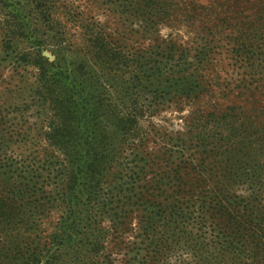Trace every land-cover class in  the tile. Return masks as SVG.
Returning <instances> with one entry per match:
<instances>
[{"label":"trees","instance_id":"obj_1","mask_svg":"<svg viewBox=\"0 0 264 264\" xmlns=\"http://www.w3.org/2000/svg\"><path fill=\"white\" fill-rule=\"evenodd\" d=\"M25 1L40 9L34 13L37 36L50 30L53 39H60L62 56L49 64L39 48L31 52L30 60L22 61L37 68L29 93L17 98L8 90L0 97V264H98L110 231L126 223L131 212H143L138 230L142 241L150 237L166 212L159 199L170 187L176 189L172 199L178 206L173 203L176 212L169 223L175 220L178 243L182 240L188 251L182 264H264V73L253 62L251 71L244 66L254 59L246 36L257 25L235 6L243 0H145V5L123 0L130 8L212 6L209 1L235 6L226 11L241 20L226 51L234 45L230 61L235 66L229 67L238 68L232 76L236 88H224L228 106L223 116L214 108L208 131L197 106L222 81L219 74L190 71V48L174 55L178 49L173 47L175 53L167 57L150 52L145 103L122 107L106 92L84 86L93 79L87 78L88 67L95 71L98 60L111 63L117 54L110 56L101 38L91 34L80 57L66 46L65 31L46 10L52 0ZM218 15L231 25L228 14ZM25 32L8 29L9 37ZM209 53L200 50L197 60L208 63ZM65 57L75 58L77 67H65ZM171 91L177 101L196 106L186 136H191L193 154L157 173L151 188L136 193L144 168L128 161L133 157L137 163L135 150L145 135L141 122ZM180 198L199 207L179 213ZM168 242H151L142 264H170Z\"/></svg>","mask_w":264,"mask_h":264},{"label":"rangeland","instance_id":"obj_2","mask_svg":"<svg viewBox=\"0 0 264 264\" xmlns=\"http://www.w3.org/2000/svg\"><path fill=\"white\" fill-rule=\"evenodd\" d=\"M141 4L145 5L146 1L141 0ZM210 4L212 6L197 7L151 4L148 7L130 8L123 0H52L50 9L46 10H49L51 17L55 19L53 22L58 23L65 31L66 46L78 50L80 57H84L87 51L82 47L91 34L101 38L106 49L111 50L110 56L117 54L111 63L105 64L103 60H98L95 71L88 67L87 78L91 76L93 79L90 78L84 86L86 90L97 94L106 92L107 96L110 95L113 101L122 107L145 103L142 95L145 92V71L149 67L146 60L150 52L158 50L162 52L163 57H167L175 52L174 55L182 53L180 48H190L188 53L191 63L194 64L190 71L199 68L200 72L219 74L222 81L220 88H210L215 92L209 91L202 95L199 100L201 106H197L201 114L199 120L204 119L205 126L209 123V128H206L208 131L213 127L211 113L214 108L223 116L228 106L229 100L224 95V88H236V83H232V76L238 73V68L231 71L229 67L230 63L235 66V62L230 61L234 45L231 46V52L226 50L230 48V38L236 33L241 18L233 12L227 13L226 10L237 6L241 11H245L247 22L257 25L255 29L249 30L246 37L253 46L251 54L254 59H251L250 63L257 64L258 72L264 73V62H259V59L264 60V0H243L241 5L235 6H225L218 1H209L208 5ZM38 11L40 9H32L25 0L0 2V97L8 90L17 98L21 94L29 93L37 68L22 61L30 60L28 55L31 52L39 48V52L48 58L49 64L62 56L57 51L59 38L53 39L48 29L38 34L39 36L33 30L34 13ZM220 12L228 14L231 25L218 19ZM227 25L231 27L226 29ZM19 27L27 32L23 36L15 34L9 37L8 29L20 30ZM173 47L178 50L171 52ZM204 49L210 53L208 63L203 65L202 61L197 60V56L199 51ZM176 58L173 57V60ZM74 60L75 58L71 57L61 62L65 67L68 66L69 70H73L77 67ZM82 61L83 58L80 62ZM250 63L244 62V66H249V71L253 65ZM167 69H170V66ZM229 71L230 73H227ZM174 93L171 91L152 112L144 114L141 125L145 135L144 141L139 143L138 149L135 150L137 163L133 162V157L128 161L129 164L136 165L138 170L144 168L136 193L151 188L157 173L166 171L169 165H175L181 158L189 160L193 154L191 136H186L189 134L193 117H197L192 112V108L196 106L192 107L185 100L177 101ZM172 97L174 98L171 99ZM215 101H220L223 105L216 104ZM175 190L172 187L165 188L163 199H159L166 206V212L161 213V220L158 221L160 218H157L156 230L149 238L142 241L138 230L144 218L143 212H131L127 215L126 223L110 231L107 249L99 258L98 264H142L150 243H156V240L158 243V240L163 238L169 241L168 244L172 245L169 248L173 251L166 261L170 264L184 263L188 251L182 240L178 243L179 229L176 228L175 220L169 223L172 214L176 212L173 203L178 206L177 198L175 197L177 203L172 199ZM180 199L183 205L179 204V213H189L199 207V204L194 206L193 200ZM136 256L137 261L134 259Z\"/></svg>","mask_w":264,"mask_h":264}]
</instances>
